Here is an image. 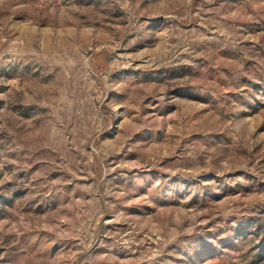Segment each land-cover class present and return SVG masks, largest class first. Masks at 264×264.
<instances>
[{"label": "rangeland", "instance_id": "obj_1", "mask_svg": "<svg viewBox=\"0 0 264 264\" xmlns=\"http://www.w3.org/2000/svg\"><path fill=\"white\" fill-rule=\"evenodd\" d=\"M0 264H264V0H0Z\"/></svg>", "mask_w": 264, "mask_h": 264}]
</instances>
